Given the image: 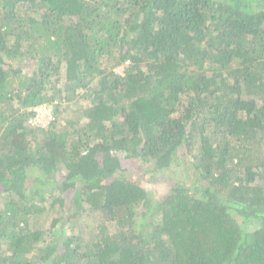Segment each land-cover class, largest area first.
I'll return each mask as SVG.
<instances>
[{
	"label": "trees",
	"instance_id": "1",
	"mask_svg": "<svg viewBox=\"0 0 264 264\" xmlns=\"http://www.w3.org/2000/svg\"><path fill=\"white\" fill-rule=\"evenodd\" d=\"M0 264H264V0H0Z\"/></svg>",
	"mask_w": 264,
	"mask_h": 264
},
{
	"label": "rangeland",
	"instance_id": "2",
	"mask_svg": "<svg viewBox=\"0 0 264 264\" xmlns=\"http://www.w3.org/2000/svg\"><path fill=\"white\" fill-rule=\"evenodd\" d=\"M122 69H123V67H119V68L115 69V72L120 74V73H122ZM29 74H30V72H28L27 70H24V72H22L21 75L25 76V75H29ZM47 111H48V109L45 106H42L41 108H39V113H40V115L43 118V121L45 123L47 122V119L45 117V114L47 113ZM137 166H138V164L131 163L129 165H126L125 167L128 168L127 170L131 169V173L134 174L137 171ZM188 167L192 168L191 165H188ZM165 176H167L166 180L170 181V182H173V180L174 181L181 180L183 182L186 181L185 179H181V178H183V172H182L181 167L180 168L175 167L174 165H172V167H170L165 172ZM144 187L147 188L149 192H151L153 198H157V197L162 196L167 189L166 184L163 182L146 184Z\"/></svg>",
	"mask_w": 264,
	"mask_h": 264
},
{
	"label": "built area",
	"instance_id": "3",
	"mask_svg": "<svg viewBox=\"0 0 264 264\" xmlns=\"http://www.w3.org/2000/svg\"><path fill=\"white\" fill-rule=\"evenodd\" d=\"M39 108H41V107H39ZM39 108L37 109L38 115L35 117L34 120H32V121H30V122H31V124H37V125L40 126V127H44V126H46V124L50 121V119H51V115H50V112L47 111V113L45 114V117H46V119H47V122L45 123V122L43 121V118L41 117V115H40V113H39Z\"/></svg>",
	"mask_w": 264,
	"mask_h": 264
}]
</instances>
